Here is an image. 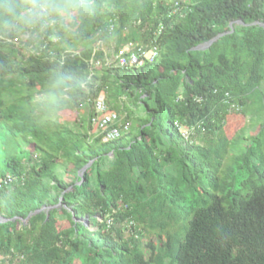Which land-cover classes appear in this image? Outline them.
Masks as SVG:
<instances>
[{
	"label": "trees",
	"instance_id": "obj_1",
	"mask_svg": "<svg viewBox=\"0 0 264 264\" xmlns=\"http://www.w3.org/2000/svg\"><path fill=\"white\" fill-rule=\"evenodd\" d=\"M92 3L74 31H0V180L13 177L0 187V218L7 219L0 222V258L264 264V0ZM232 22L234 32L194 49ZM19 31L29 38L15 47ZM30 39L34 52L27 55ZM99 40L115 42L113 50L153 41L161 55L140 68H92L93 56L105 57L103 50L94 55ZM67 41L78 49L70 51ZM37 88L67 95L78 109L104 94L111 109L126 113L129 130L104 142L87 128L41 116ZM256 103L258 131L229 138L228 116ZM186 128L193 129L188 140ZM10 140L21 145L18 152L8 150ZM137 148L147 163L138 162ZM118 222L131 237L110 233ZM146 232L153 239L142 244Z\"/></svg>",
	"mask_w": 264,
	"mask_h": 264
},
{
	"label": "rangeland",
	"instance_id": "obj_2",
	"mask_svg": "<svg viewBox=\"0 0 264 264\" xmlns=\"http://www.w3.org/2000/svg\"><path fill=\"white\" fill-rule=\"evenodd\" d=\"M84 16V15H83ZM81 18V17H80ZM79 18V19H80ZM79 19L73 26L72 31H74L79 24ZM28 33L26 32H18V37H16L13 41L15 42V47L20 46V44L23 43V41L26 40ZM68 40V39H66ZM30 41L33 42V48H34V39H30ZM115 42H110L105 44V49L107 52L113 51ZM65 46L70 50H76L78 48H75L73 45L69 43V41L66 42ZM32 48V49H33ZM24 54V53H22ZM20 58V56H18ZM20 82V81H19ZM34 99L36 102H42L41 109L38 110V113L41 116H49L52 118H56L61 120L62 122L67 123L69 126L73 127L74 129H80L87 128L88 132L90 134H98V130L96 125L91 122L88 123V119L90 115L94 111L93 104H85L81 109H78L71 105L69 102L68 96L63 95L59 96L53 92H44L40 90L39 88L34 90ZM5 105H8L12 100L5 95L3 96ZM258 104L251 106L249 108L248 113H233L232 115L228 116L227 123L225 126V133L229 138H233L241 134V131L245 130L246 135H251L252 133H255L258 131L259 126V118L255 116V112L257 111ZM121 122H125L124 118L126 117V113L124 111L119 112ZM135 116H141L143 113L142 111H136ZM164 119H166V114L164 113ZM130 122V121H129ZM8 150L12 152H18L20 150L21 145H17V143L13 140H10L7 144ZM32 148V147H31ZM140 148H137L134 150L138 162L147 163L148 158L139 150ZM22 155V154H20ZM67 178V177H65ZM69 179V178H67ZM67 221V220H66ZM66 221H64L66 223ZM89 224V223H87ZM141 227V226H140ZM113 231L110 233L113 234V236L118 237L119 234L123 235L124 237H131L132 234L128 233L127 229L125 228V224L118 222ZM89 231L92 229L88 226ZM149 233L142 234L140 236V240L142 244H146L149 240L153 239V237L148 236Z\"/></svg>",
	"mask_w": 264,
	"mask_h": 264
},
{
	"label": "built area",
	"instance_id": "obj_3",
	"mask_svg": "<svg viewBox=\"0 0 264 264\" xmlns=\"http://www.w3.org/2000/svg\"><path fill=\"white\" fill-rule=\"evenodd\" d=\"M114 24H111L113 29ZM29 38V34L26 35ZM57 41V38L53 39ZM33 45L29 49L25 50V53L28 55L30 52H34ZM103 50L105 57L103 59H96L94 56L90 61L92 68L100 67L102 64H105L109 67H120V68H140L145 66L148 63H154L158 60L161 55V48L156 42H142V41H128L121 45L117 50L107 52L105 49V43L102 40H99L98 46L94 50V55ZM74 52V50H70ZM110 54V55H108ZM94 106V115L91 118L98 130L99 135L102 137V141L108 142L120 138L123 134L127 133L130 127V123L121 122L120 114L111 109L107 103V99L104 94H99L93 102ZM177 127H180L178 122H175ZM191 128L183 129L182 135L188 140L190 139ZM13 180V177L7 175L6 177L0 180V187L3 184H7ZM113 224V218L109 217L107 219L108 227H111ZM133 224V221H130L128 227ZM22 257H12L5 255L0 258V264H18L19 260ZM3 260L5 261L3 263Z\"/></svg>",
	"mask_w": 264,
	"mask_h": 264
},
{
	"label": "clouds",
	"instance_id": "obj_4",
	"mask_svg": "<svg viewBox=\"0 0 264 264\" xmlns=\"http://www.w3.org/2000/svg\"><path fill=\"white\" fill-rule=\"evenodd\" d=\"M93 10L92 0H0V31L53 26L70 31Z\"/></svg>",
	"mask_w": 264,
	"mask_h": 264
},
{
	"label": "water",
	"instance_id": "obj_5",
	"mask_svg": "<svg viewBox=\"0 0 264 264\" xmlns=\"http://www.w3.org/2000/svg\"><path fill=\"white\" fill-rule=\"evenodd\" d=\"M236 22H237V23H242V24H244L243 20H237ZM257 23H258V22H253L252 24H257ZM232 32H234V22H232V23L230 24V30H228V31H224V32H221V33L217 34V35H216L213 39H211L210 41H208V42H206V43L199 44V45H197L196 47H194V49H205L206 47L210 46L213 42H215L216 40H218V39L221 38L222 36H224V35H226V34H228V33H232ZM91 163H92V161L89 162V163L83 168V171H82V173H81L82 176L84 175V172L87 170V168L90 166ZM60 204H61V202H60L58 205H56V206L58 207V206H60ZM40 210H42V209H39V210H36L35 212L30 213V214L28 215V217H27L25 220L28 221L29 218H31V216H32L33 214L37 213V212L40 211ZM13 219H16V218H13ZM6 220H7L6 218H3V217L0 218V222H4V221H6Z\"/></svg>",
	"mask_w": 264,
	"mask_h": 264
}]
</instances>
